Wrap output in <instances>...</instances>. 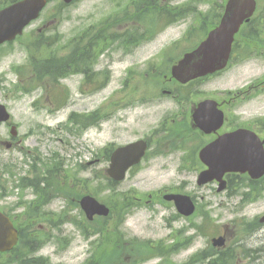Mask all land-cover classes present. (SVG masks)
<instances>
[{
	"label": "rangeland",
	"instance_id": "rangeland-1",
	"mask_svg": "<svg viewBox=\"0 0 264 264\" xmlns=\"http://www.w3.org/2000/svg\"><path fill=\"white\" fill-rule=\"evenodd\" d=\"M5 1L8 0H0V7ZM225 1L164 0L169 5V9H165L161 0L163 10L160 13L151 9L142 14L143 23L140 26L130 23L135 27L130 28L125 45L126 50L133 52L128 57L119 60L117 49L108 51V47L116 46H110L111 39L106 41L108 46L96 67L103 70V75L95 85L105 84L95 93H91V85L82 86L81 75H73L62 80L60 87H49V100L46 102V84L33 93L29 90L36 82H31L27 88H18V75L23 73L18 67L28 65L30 54L35 56L34 60H45L53 58V55L63 56L61 48L70 41L69 47H77L78 33L106 16L111 6L108 0H78L67 7L62 5L61 0H53L40 18L25 29L20 40L11 47L0 48V104L10 112L18 128L17 134L22 139L9 151L0 146V189L13 192L0 203L4 210L11 207L16 214H25L21 218L18 216L16 221L24 229L28 247H40L37 255L46 259L42 264H87L92 253L97 254L98 264H114L125 256L136 254V251L154 252L160 257L149 259L146 264L154 260V263L161 264L163 258L167 261L164 264H183L202 249L208 250L203 252L202 258L191 260V264H201L209 258L213 262L217 254L210 245V239L224 232L227 234V245L245 235L239 241L243 248L240 246L238 250L234 245L230 250L234 253V262L238 258L236 255L243 257L256 250L257 264H264V225L253 233V228L260 225L259 218L264 215V182L256 188L258 196L256 193L251 195L254 198L252 202L243 205L240 204V196H234L235 192L229 198L225 192L217 193L216 185H196L198 173L186 170L199 168V162L196 159L195 163H190L188 149L185 152L188 159L181 151L166 154L163 150V155L153 153L151 156L150 153L138 172L128 176L113 192L97 189L98 185L103 187L105 184L97 177L108 167L101 154L103 148L149 139L162 128H166L169 134L177 133L175 127L191 131L188 119L184 118L190 101L204 98L227 101L224 105L227 122L230 123V117L234 116L238 126H248L251 119L260 115L258 119L264 122V34L258 43L252 45L238 39L243 50L235 55L234 62L221 75L202 84H194L190 100L182 95L173 99L162 97V91L174 90L164 85L169 78L167 57H176L195 48L203 34L202 38L213 28ZM257 1L261 6L264 27V0ZM53 14L56 16L52 17ZM129 15V20H134L133 9L129 10ZM31 45L43 48L34 51L28 48ZM153 55L158 56L154 58ZM148 59L155 60L156 65L147 67ZM175 60L169 62V67ZM127 70H130V75L125 82ZM24 75L29 77L30 70L26 69ZM108 75L110 78H107ZM253 85L256 87L253 88ZM245 86L246 89H242ZM53 98L59 100L62 107L56 117L51 118L45 110L50 107ZM36 100L39 101L34 106ZM181 102H186L185 110ZM99 109L100 117L106 118L99 127L89 128L78 135L60 132V138L52 130L56 123H65L70 113L88 114ZM181 113H184L183 117L173 123L171 119H178ZM47 126L51 130H47ZM170 126L175 127L168 129ZM5 134L6 129L1 126L0 137L4 138ZM197 141L196 137H192L187 146L194 148ZM28 150L33 157L38 154L44 159L33 170L40 174L50 171L45 187H37L41 190L38 203H35L36 198L30 189H14V185L19 183L18 178L29 176L32 170L30 164L33 159L27 155ZM52 153H56V161L61 162L60 175H52L56 168L53 163L47 162ZM4 171L11 172L15 177H9ZM164 188L169 193L178 191L193 196L196 200L195 214L187 221L175 219L176 211L172 204L164 202L161 196L155 200V194ZM149 194L153 195L150 199ZM84 195L95 197L113 211V218L103 226H100L101 222H87L85 219V223L81 222L87 234L94 228L101 230L88 238H84L81 231L63 217L77 221L85 217L77 203ZM135 198L139 199L136 201L138 205L146 203V207H136ZM29 201L34 202L30 208L28 205L23 207V203ZM254 220L257 223H253ZM193 226H197L196 232L191 229ZM234 233L235 238L232 236ZM136 239L147 243L141 245ZM11 258L4 260L8 259V264H16V260Z\"/></svg>",
	"mask_w": 264,
	"mask_h": 264
},
{
	"label": "water",
	"instance_id": "water-1",
	"mask_svg": "<svg viewBox=\"0 0 264 264\" xmlns=\"http://www.w3.org/2000/svg\"><path fill=\"white\" fill-rule=\"evenodd\" d=\"M69 3L72 0H63ZM46 0H22L0 11V45L13 41L22 34L23 29L35 20L45 7ZM255 11L254 0H228L219 25L212 30L196 50L186 54L172 68L173 78L186 83L191 79L202 77L223 70L227 64L234 36L241 25L247 22ZM8 113L0 105V122L7 121ZM194 118L196 127L208 133L220 128L222 115L216 110L215 103L206 101L198 105ZM210 127V129H208ZM145 150L143 142H137L119 148L112 156L106 173L114 181H122L126 171L139 163ZM207 170L199 175L197 184L203 185L213 180L224 186L222 177L226 173H248L253 179L264 175V150L253 134L239 130L219 138L204 148L199 155ZM173 201L178 212L184 216L192 214L194 207L189 198L179 195L165 196ZM88 220L93 216H107L108 209L94 198L86 196L80 202ZM17 241V232L9 219L0 213V252L9 251ZM222 240L214 241L221 245Z\"/></svg>",
	"mask_w": 264,
	"mask_h": 264
},
{
	"label": "flooded vegetation",
	"instance_id": "flooded-vegetation-1",
	"mask_svg": "<svg viewBox=\"0 0 264 264\" xmlns=\"http://www.w3.org/2000/svg\"><path fill=\"white\" fill-rule=\"evenodd\" d=\"M111 2V6L109 8V17L106 20V33L108 35H110V42H111V46H116V47H108V51H114V50H118L120 52V59L122 60L123 57H128L129 54L126 52L125 50V45H126V41H127V36H128V14H129V10L132 8L133 10H136V7L138 6L139 0L138 1H132L129 2V0H126L125 2H120V0H110ZM145 0H143L140 3V6L143 8ZM158 0H154V7L156 8V4H157ZM139 6V7H140ZM118 14L119 17H117L114 20V15ZM107 47H101V50H106ZM103 53V51H101V54ZM109 54V52H107ZM98 54V49L97 47H91L90 51L87 53H84L83 55H79V59L78 62L80 63V65L85 64L86 61L91 60L92 57L97 56ZM101 56V55H100ZM100 58V57H99ZM156 65V61L155 60H148L147 62V67L150 66H155ZM84 72L85 75H89V71L83 69L82 70ZM97 69H95V71L93 72V75H96ZM129 77V71L126 72L125 74V78L126 80ZM125 80V81H126ZM167 87L171 86L174 90L173 91H162V97H167V98H176L179 95L185 96L187 100H190L191 95H193V92H191V89L194 85L193 82H189L188 84L182 85L179 84L178 82L174 81L171 78H167L166 82L164 84ZM253 88L254 85L252 86ZM264 88V86H263ZM47 89H49V86L47 87ZM49 93L48 90L46 91V95L44 98V101H48L49 99ZM145 100H151L148 99L146 97H144ZM198 102V101H197ZM196 101H190L189 102V108L187 109V112L185 113V117L188 119L189 122V126L191 129H194V124H193V120H192V114L194 111V108L197 104ZM181 106L184 108L185 110V105L186 102H181ZM228 102L223 100L221 102H219L218 104V109L221 110L224 114V105L227 104ZM59 106L60 104L56 101L53 100V102L51 103L49 109L45 110L46 114L53 118L56 117L57 113L59 112ZM184 113H181V116L177 119H171V121L173 123L178 122L184 115ZM231 121L230 123L227 122L228 118L227 115L224 114V124L222 126L221 129H219L216 132H213L212 134H209L208 136H203L201 134H198L200 137H202L203 139H207L208 141L207 143L212 142L213 140H215L219 135L225 134V133H229L232 132L236 129H247L249 131H253L256 135H258L261 139L264 138V123L262 121H260L257 118H253L251 119V123L248 126H238L236 123V117L232 116L230 117ZM226 122H227V126H226ZM57 125H55V129H53V131L57 132V137H59V133L62 132V129L64 125L60 124V123H56ZM4 128L6 129V134L4 138H9L8 140H5L4 138L0 137V146H4L6 149H14L17 145H19L22 142V139L17 136H11L10 135V129L12 124H10L9 122L3 125ZM47 129L49 128V126L46 127ZM7 130H8V134H7ZM40 136V135H39ZM44 137V134L42 135ZM159 138H161L160 140H157ZM59 141V139H58ZM60 143H62L61 141H59ZM145 142L147 143V147H148V151H147V155L149 152H151L152 154L155 153V155H163L162 151L164 150L165 153H169L172 154L173 152H178L181 151L183 152L185 158H187V156L185 155L186 150L188 149L187 147H185L184 145V140L179 139L177 137L176 134H169L166 128H162L159 129L158 131H156L155 135H151L149 137V139H145ZM160 144H164V145H160ZM205 145V144H204ZM203 145V146H204ZM189 151L187 152L190 156H189V160L190 163H195L196 159H197V155L195 156V151L194 149H188ZM112 152V151H111ZM198 153V152H197ZM28 154L32 155V153L30 151H28ZM111 154V153H110ZM56 154L52 153L51 157H54ZM154 155V156H155ZM110 158V155H109ZM188 159V158H187ZM135 171V169L131 170V174H133ZM186 171H194L195 169L188 168ZM201 171V170H197ZM237 178H239V176H234L233 179L237 180ZM231 179H228V177L225 178L226 180V192H228L229 188L231 187ZM251 183V182H250ZM215 184V183H212ZM252 186H256V183H251ZM40 191L39 189H32V193L34 194L35 198H38L37 202H40L41 200V196H40ZM165 192V191H164ZM51 196H54L55 194H48ZM151 196V195H150ZM137 201V200H136ZM74 202V201H73ZM78 202V201H77ZM128 246V245H127ZM129 249H127L128 251ZM256 250H251L249 254H245L243 255V257L237 258V261L235 262V264H257V258H256ZM4 257H9V258H13L15 259L17 262L16 264H42L41 262L44 263L43 258L42 257H38L37 253H33V252H18L13 250L12 252L9 253H4L2 254ZM97 254L96 253H92L91 257H90V264H98L97 261ZM139 258H137L136 260H133V263L137 264V260ZM151 259V258H150ZM41 260V261H40ZM150 261V260H149ZM148 261V262H149ZM114 264H131V260H130V256H125L122 258V260L120 261H116ZM143 264V263H142Z\"/></svg>",
	"mask_w": 264,
	"mask_h": 264
},
{
	"label": "trees",
	"instance_id": "trees-1",
	"mask_svg": "<svg viewBox=\"0 0 264 264\" xmlns=\"http://www.w3.org/2000/svg\"><path fill=\"white\" fill-rule=\"evenodd\" d=\"M12 2H15V1H18V0H11ZM263 34V25H257L255 26V24H248L239 34L238 36V39L246 42V44H250L252 45L253 43H258L261 39V36ZM84 39H88L86 42H83V40L80 42V45L77 46V47H82L81 48V51L82 53L83 52H88L90 47H96L98 41L96 40H93L90 39V36H89V33L86 34L84 37ZM240 43L237 42L236 44V47L237 45H239ZM29 49L32 48L34 51H38L39 49L43 48V47H34V45H31V47H28ZM75 55L76 53H73L71 56H70V60H72L71 62L67 63L66 65H63V67H59L61 68V71H62V76L65 75L64 71L67 70V66H70L71 68H78L77 67V64H76V59H75ZM30 57H31V65H32V68H33V75H35L38 80H42L44 76H49L50 75V72L49 70H47L48 68H45V64H47L46 62V59L45 60H34L35 59V56L33 54H30ZM49 66V69H52V70H57L58 69V66L56 63L54 64H48ZM45 68V69H44ZM51 71V70H50ZM22 87H25L26 86H23L22 84H19L18 85V88L21 89ZM101 120V118H97V122H99ZM84 118H82V122H84ZM97 180H104L105 184L104 186H100L98 185L97 186V189L99 191H102V190H107L109 188H111V183L109 182L108 179H106V177L104 176V174L102 173H99L98 177H97ZM24 180H21V184L23 183ZM196 228V227H195ZM197 229V228H196ZM19 230H20V235L23 234L24 232V229L19 227ZM201 257V254H197L195 257L192 258V260H195L196 258H200Z\"/></svg>",
	"mask_w": 264,
	"mask_h": 264
},
{
	"label": "bare ground",
	"instance_id": "bare-ground-1",
	"mask_svg": "<svg viewBox=\"0 0 264 264\" xmlns=\"http://www.w3.org/2000/svg\"><path fill=\"white\" fill-rule=\"evenodd\" d=\"M83 72V71H82Z\"/></svg>",
	"mask_w": 264,
	"mask_h": 264
}]
</instances>
